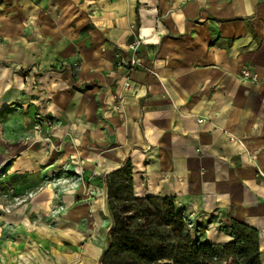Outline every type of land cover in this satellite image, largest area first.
<instances>
[{
    "label": "crops",
    "instance_id": "0c3cea01",
    "mask_svg": "<svg viewBox=\"0 0 264 264\" xmlns=\"http://www.w3.org/2000/svg\"><path fill=\"white\" fill-rule=\"evenodd\" d=\"M127 160L136 197L196 241L255 229L264 264V0H0V264H100L96 180Z\"/></svg>",
    "mask_w": 264,
    "mask_h": 264
},
{
    "label": "trees",
    "instance_id": "16d2710c",
    "mask_svg": "<svg viewBox=\"0 0 264 264\" xmlns=\"http://www.w3.org/2000/svg\"><path fill=\"white\" fill-rule=\"evenodd\" d=\"M101 182L108 204L114 206L115 212L111 235L99 258L100 264H261L255 229L232 222L231 241L198 243L186 225V216L177 209L172 198L136 197L132 191L129 160L121 168L103 176ZM133 205L138 208L133 216H128ZM141 206L146 208L139 211ZM163 209L170 218L167 223L163 222ZM220 249L232 252L223 263L213 259L215 251Z\"/></svg>",
    "mask_w": 264,
    "mask_h": 264
},
{
    "label": "rangeland",
    "instance_id": "374dc122",
    "mask_svg": "<svg viewBox=\"0 0 264 264\" xmlns=\"http://www.w3.org/2000/svg\"><path fill=\"white\" fill-rule=\"evenodd\" d=\"M36 115H39L41 118H44V119H50L52 121V126L51 127L42 128L41 130L36 131V132H39L43 138H45L44 140H47V141L49 140L50 141V139H51L50 130L55 125V122H56L55 119L53 117L47 115V114H44V113H41V112H35L33 114V117H31V118H33V120H31L32 125H33V122H34V119H35ZM32 125H31V127H32ZM102 177L103 176H99L97 178V180H96L99 185L102 184V182H101ZM104 191H105L104 193L106 194V190L105 189H104ZM106 199H108L107 198V194H106ZM112 202H113V205H115L114 201H112ZM136 208H138V207L134 206V205L131 206L130 209H129L130 211L127 213V215L128 216H133L134 215V210ZM145 208H146L145 206H141V207H139L138 210L142 211ZM175 209H176V207H175ZM114 210H115L114 206H110L108 204V201H107V207H104V212L105 213H103L102 217H101V220H102L101 223H100L101 226L97 227L98 233L96 232V234L100 235L99 240H100V243L103 244V247H105V245H106V243H107V241L109 239V236L111 235L110 229H111V226L113 224V218H114L113 213L115 212ZM182 215H184V217L186 216L185 220H186L187 224L186 223L185 224L187 225L190 233L192 234L193 229L191 227V222H190L188 216L186 215L185 212H183ZM169 220H170V218L168 217L167 212L163 209V222L167 223ZM197 242L205 244L204 242H201L199 240H197ZM217 251L218 250H216L215 253L213 254V259H219L218 262L220 261L221 263H223L226 259H228L232 255V252L229 249H227V250L226 249H220L218 252Z\"/></svg>",
    "mask_w": 264,
    "mask_h": 264
},
{
    "label": "built area",
    "instance_id": "2783aa9c",
    "mask_svg": "<svg viewBox=\"0 0 264 264\" xmlns=\"http://www.w3.org/2000/svg\"><path fill=\"white\" fill-rule=\"evenodd\" d=\"M129 30L131 32L130 39L126 45L127 55H118L117 56V64L123 66L125 68V77L129 79V75L133 70L140 66L138 61V50L141 47L142 40L138 37L136 33V25L130 24ZM128 80L124 85V90L129 87ZM116 100L115 109L119 110L121 108L123 102V96L121 94H117L114 96ZM52 126V121L50 119L41 118L39 115L35 116L32 128L34 131H39L42 128H49Z\"/></svg>",
    "mask_w": 264,
    "mask_h": 264
}]
</instances>
